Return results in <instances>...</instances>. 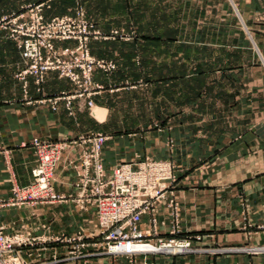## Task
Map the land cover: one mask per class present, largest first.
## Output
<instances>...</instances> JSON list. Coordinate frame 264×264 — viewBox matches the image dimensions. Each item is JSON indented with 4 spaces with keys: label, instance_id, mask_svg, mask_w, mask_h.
Masks as SVG:
<instances>
[{
    "label": "crops",
    "instance_id": "1",
    "mask_svg": "<svg viewBox=\"0 0 264 264\" xmlns=\"http://www.w3.org/2000/svg\"><path fill=\"white\" fill-rule=\"evenodd\" d=\"M43 2L47 21L80 12L75 0H0V21ZM80 6L101 34L89 44L92 55L116 65L111 74L95 71L94 84L103 89L92 109L83 99L68 109L65 97L75 86L56 72L41 86L34 77L27 84L19 79L21 50L0 29V200L7 234L71 237L98 224L95 208L82 198L80 158L90 148L82 139L103 134L109 173L146 159L175 166L178 182L169 196L179 204L178 224L164 201L155 214L158 224L146 216L141 229L151 231L154 242L199 236L195 246L207 250L150 261L264 264V251L255 250L264 248V0H82ZM115 31L137 39L103 38ZM187 36L204 54L187 53ZM75 45L57 42L58 48ZM136 69L141 81L129 77ZM54 98H60L56 110ZM34 140L63 148L53 170L59 199L17 204L39 164ZM113 262L103 257L89 264Z\"/></svg>",
    "mask_w": 264,
    "mask_h": 264
},
{
    "label": "built area",
    "instance_id": "2",
    "mask_svg": "<svg viewBox=\"0 0 264 264\" xmlns=\"http://www.w3.org/2000/svg\"><path fill=\"white\" fill-rule=\"evenodd\" d=\"M46 3L30 5L18 15L5 17L0 21V29L9 32L21 50L25 68L18 75L27 84L28 77H34L41 86L45 75L56 72L61 78L69 79L77 91L74 96H66L67 107L71 110L75 99L87 100L93 108L92 97L101 90L93 84L96 69L110 72L114 64L91 57L88 40L91 35L87 24L81 25L69 16L46 20ZM96 37L101 34L94 32ZM118 33L112 34L117 37ZM76 40L75 49H58L57 42ZM60 98L50 99L56 110ZM108 138L103 134H92L82 139L81 144L90 145L81 155L80 185L86 205L95 208L98 217V232L86 237L83 232L67 236H33L29 232L9 235L1 224L4 204L0 200V264H67L109 257L113 264L124 258L127 264H155L152 256H185L207 251L195 246L194 241L201 237L159 238L152 241L151 231H143L144 217H151V224H158L155 216L158 207L168 201L172 217L179 222V204L170 191L178 182L175 166L169 161L146 159L138 164H121L108 172L103 162V148ZM39 153V164L33 170L34 182L24 189L17 204L32 201L59 199L53 194V170L63 148L58 145L42 144L34 140ZM178 233V230L173 234ZM87 239L93 240L94 252L86 254ZM256 253L264 248L255 249ZM209 251V250H208ZM236 251L221 249L218 252ZM40 259L39 262H36ZM36 260V261H35Z\"/></svg>",
    "mask_w": 264,
    "mask_h": 264
},
{
    "label": "rangeland",
    "instance_id": "3",
    "mask_svg": "<svg viewBox=\"0 0 264 264\" xmlns=\"http://www.w3.org/2000/svg\"><path fill=\"white\" fill-rule=\"evenodd\" d=\"M81 1L82 0H75V2H76V12L79 10L80 12H77L75 15H73V16H69V17H72V18H74V19H77V21H78V23H82L81 25L83 26L84 24H87V25H89L88 26V28H89V30H91L90 32H91V35L89 36V40H88V48H89V50H90V54H91V57H93V58H95L96 60H101V59H97L96 57H94L93 55H92V53H91V49H90V46H89V44H90V42L92 41V40H97L98 39V37H96V36H94L93 34H94V32H96V33H99V31H97L96 29H95V27H94V24H93V22H91L89 19H87L86 18V15H82V14H84L81 10H82V8H80L81 6ZM201 7H203L202 6V3H199L198 4V10L200 11V9H203V8H201ZM187 9H189V6L187 5V7H186ZM62 17H64V16H62ZM188 24V27H192V24L193 23H187ZM202 25V24H204V21H200V23H199V25ZM116 33H118V36L117 37H103L104 39H106V40H109V39H116V40H122V39H126V40H128L129 39V42H133L134 40H136L137 38H135V37H133V36H130L129 35V38H127V35H122L121 36V34H119V32H117V31H115ZM114 32V33H115ZM100 37H101V35H100ZM168 39H171V38H167V40ZM182 40H184L185 42H187L188 43V45H185L186 47H188L187 48V53L188 52H190V51H192L193 52V50L194 51H198V53H203L204 54V50L202 51L200 48H202V47H197V46H192V48L190 47V45H189V41H191V43H192V40L194 41L195 40V38H190L189 36H187L186 38H182ZM198 43H200L199 41L201 40V38L200 37H198ZM66 42H68V41H66ZM69 42H76V45H75V47L74 48H71V49H75V48H77L78 47V42L76 41V40H69ZM168 43V42H167ZM56 46H57V43H56ZM166 47H167V56H169L170 55V57H171V60H172V56H173V46L171 45V46H168V44L166 45ZM58 48V47H57ZM67 48H69V47H67ZM58 49H64V48H58ZM188 59V58H187ZM187 59H185V60H187ZM170 60V61H171ZM184 60V59H183ZM105 61V60H104ZM106 62H108V61H106ZM112 63V62H111ZM112 64H114V63H112ZM168 64V63H167ZM186 64V63H185ZM114 66H115V69L114 70H112V71H110V72H105V71H103V70H100V71H102V72H104V73H106V74H111V73H113L115 70H116V65L114 64ZM97 70H99V69H96L95 71H97ZM182 70H183V72H189L190 71V67H189V65L188 64H186V65H184V62H183V68H182ZM95 71H94V73H95ZM170 71H172V70H169L168 68H167V74L170 72ZM138 72H142V70L140 69V70H138V69H136V70H129V77L131 78V77H134V79H137V76H139L140 75V73H138ZM151 73V72H150ZM93 77H94V74H93ZM66 79V78H65ZM132 79V78H131ZM69 80V79H68ZM138 81H141L142 79L141 78H138L137 79ZM70 81V80H69ZM71 82V81H70ZM131 82V81H130ZM72 83V82H71ZM73 84V83H72ZM93 84H94V80H93ZM74 85V84H73ZM95 86H99L100 88H102L103 89V87L102 86H100V85H96V84H94ZM101 89V90H102ZM101 90H99V91H97L98 93L101 91ZM76 91H77V87L75 86V91L73 92V94H71V95H69V96H74L75 95V93H76ZM97 93V94H98ZM94 97V96H93ZM93 97H92V101H93ZM76 100V99H75ZM77 100H81V99H77ZM89 107V106H88ZM94 107V106H93ZM71 108H72V106H71ZM90 109H92V108H90ZM90 225L92 226V228L90 227ZM89 227V228H88ZM98 224H94V225H92V224H87V231H86V233H84V234H86V237L88 238V237H90V236H93V234H96L97 232H98ZM93 240H91V239H87V244L89 245L87 248H86V254H88V253H92V252H94L95 250H94V245H93ZM37 260V259H36ZM35 260V261H36ZM94 260V259H93ZM40 261V259H38L36 262H39ZM82 264H84L83 262H82Z\"/></svg>",
    "mask_w": 264,
    "mask_h": 264
}]
</instances>
